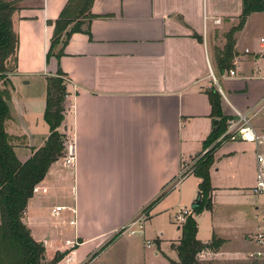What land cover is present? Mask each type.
I'll return each mask as SVG.
<instances>
[{"label": "crops", "instance_id": "crops-1", "mask_svg": "<svg viewBox=\"0 0 264 264\" xmlns=\"http://www.w3.org/2000/svg\"><path fill=\"white\" fill-rule=\"evenodd\" d=\"M5 1L18 7L14 15V28L20 36L18 72L8 76L12 86L8 87L10 119L6 132L19 161L30 160L50 136L44 117L47 78L61 70L69 92L63 130L68 139L66 147L73 146L75 164L65 165L67 149L65 157L58 159L38 183L46 192L34 194L23 218L32 238L45 247L44 264H95L110 250L111 258L103 263L136 261L141 257L137 239L124 242L127 233H122L108 244L109 237L128 223L140 221L144 208L174 183L144 221L139 236H145L146 223L154 220L163 201L177 192L181 195L183 183L189 179L195 180L197 188L184 199L193 202L192 206L196 202L201 179L193 174L194 169L181 174L184 165L210 150L204 143L215 132L206 94L215 84L210 68L218 81L225 79L220 86L227 117L234 113L231 107L253 113L262 107L264 79L250 74L263 72L264 52L248 46L239 48L244 31L259 13L251 15L244 31L236 34L237 76L227 79L218 71V51L225 48L226 34L240 20L242 0H94L91 11L96 17L90 25L91 37L73 34L64 55L52 56L49 61L54 34L49 22L61 16L69 0ZM0 88H7L2 80ZM258 121L262 125L264 119ZM255 130L262 134L261 129ZM238 142L242 141L217 145L212 183L222 161L246 154ZM250 165L251 173L241 187L252 192L257 184L256 147ZM232 189L237 188L213 186L212 198L221 200L220 196ZM57 207L63 208L57 211ZM227 207L244 228L239 247L228 249L232 240L218 230L217 217L213 219L212 238L200 239L196 217L201 242L211 243L214 237L223 241L218 250H205L200 258L216 253L217 263L229 258L238 264H264L248 259L250 252L259 249L255 235L264 227V205L253 207L254 218L246 225L241 207L232 203ZM184 211L190 212L179 208L174 215L177 223ZM233 222L223 225L232 229ZM182 226L177 228L175 248L182 239ZM160 242L158 237V245ZM146 247H153L150 240ZM57 254L64 258L54 262Z\"/></svg>", "mask_w": 264, "mask_h": 264}, {"label": "trees", "instance_id": "trees-1", "mask_svg": "<svg viewBox=\"0 0 264 264\" xmlns=\"http://www.w3.org/2000/svg\"><path fill=\"white\" fill-rule=\"evenodd\" d=\"M242 2L244 8L239 24L227 34L226 47L218 51V71L221 74L235 66L233 60L236 56L237 44L234 39L235 33L244 29L251 15L264 13V0H242ZM93 3L94 0H69L61 16L56 21L49 22V25L54 27V34L47 55L48 61L52 56L60 58L64 55V48L73 34L85 33L91 37L90 25L96 17L91 11ZM17 9L16 3L0 0V81L2 80L7 86V88H0V264H44L45 247L43 243H38L32 238L31 230L24 223L23 218L27 204L34 196L35 186L46 177L50 167L66 155L68 139L63 129L66 123L69 92L65 75L61 70L47 78V103L44 117L50 128V136L30 160L25 163L19 161L11 144V137L6 132V122L10 119V89L8 87L12 86L8 76L18 72L20 36L14 28V15ZM59 47H61L60 50H58ZM206 94L211 105V116L221 120L219 128L204 143L206 150L213 145L215 152L216 141L226 132L230 118L223 113V97L215 84L206 91ZM211 150L202 157L198 156L200 159L193 171V174L201 179L198 194L200 206L192 208L195 215L205 208L213 209L211 169L214 163V152L211 153ZM168 192L163 190L149 205V209L159 204ZM185 219L186 222L182 226V239L176 248L179 262L171 264H202L201 252L218 250L223 245V241L214 237L211 243L201 242L197 237V220L192 214ZM97 254L98 252L92 256L95 257ZM63 258V254H57L54 262Z\"/></svg>", "mask_w": 264, "mask_h": 264}, {"label": "rangeland", "instance_id": "rangeland-1", "mask_svg": "<svg viewBox=\"0 0 264 264\" xmlns=\"http://www.w3.org/2000/svg\"><path fill=\"white\" fill-rule=\"evenodd\" d=\"M238 24L239 22L236 25L238 26ZM248 25L249 26L247 27L245 31L243 29L242 31L237 32V33H240L244 31L243 36H242L243 38H241V42H240L241 46L239 48L244 50V47L248 46L250 47L252 51L262 50V52H264L263 48H261V42H260V39L262 38V36L264 37V13H259L258 15L253 17V19L250 21ZM237 33H235L234 35L235 40H236ZM233 60H234V65H235L237 62H239V56L238 55L235 56ZM250 75H252L253 77L259 80H263L264 70L260 74L259 72H257L255 74L253 73ZM223 81H225V79L219 78V83L222 87H223V83H222ZM227 97H229V95ZM260 103L262 104V107L258 109L260 111L256 112L257 115L255 117H253V115H250V118H251V124L253 125V127L255 129L257 128L261 129L262 134H264V122H261L262 125H260L258 121V120L264 119V96ZM231 109L233 113V110H235L236 108L231 107ZM237 111L242 112L244 114H246L247 112V110L245 112L240 111V110H237ZM229 118L230 119L227 122V128L229 126L231 119L235 118L234 113L232 116H229ZM227 128H226V131H227ZM221 136L217 140V145L223 144L229 141H239V140H232L230 137L231 135H229L223 140H220ZM238 143H240L239 147H241L242 150L246 152V154L240 155L239 157H235L234 159H231L230 161H222L219 164V167H220L219 171L217 173H214L213 175V183L211 182L212 187L213 186H232V187H236L237 189H232L230 192L224 193L222 196H220L222 198L221 200L216 199L215 196H213L212 200H213L214 210L212 209L213 210L212 211V210L205 208L203 209L201 213L195 215L193 214L192 209H191L193 202L189 204L185 199H189L191 195L195 193V189L197 188V183L195 182L194 179L187 180L185 183H183V186L181 188V195L179 194V192H177L169 196L167 200L163 201L164 203H162V205L158 209L157 215L154 217V220H152V222L146 223V230H145L146 232H145L144 237L146 238V241L150 240V242L153 244L152 248L148 249L146 247L145 239H144V242H145V246H144L143 244L144 237L139 236L138 234L130 235V233L127 232V234L123 236L124 238L123 240H125L124 242H126L127 240L132 242L133 239H137L136 243L138 245V251L141 255V257L136 259V261H128L127 264H171L172 262H176L179 259L178 254L176 253V248L174 247L173 244H177L178 242L179 233L177 232V228L179 227V225L181 224L183 225L186 222L185 221L184 223L182 222L177 223V221L174 219V215L177 213L179 208H187V210H190L193 218L195 219L198 218L199 227H200L198 236H200V239L210 240L212 238L211 234H212V228H213V219L217 217L218 218L217 222H219L218 230L220 231L222 235L232 240L231 244L227 246L228 249L232 250V249H237L239 247L238 239L241 236L240 232L244 228L242 224L240 225L237 224L236 219L232 217V214H234L233 210L231 212V209L228 208L227 205L232 203L234 206H239L242 208V210H244V217H246L244 221L246 225L247 223H251V221L254 218L252 215L253 207L259 204L264 205V197L255 195L249 190H245L244 188L241 187L245 185V182H243V180L246 179L248 175L251 173L250 163H251V160L253 159L255 147L251 143H247V144L242 143V142H238ZM211 149H213L212 146L210 147V150ZM212 152H214V149L213 151L211 150V153ZM202 156L203 155L199 157H202ZM199 157H196L194 160H192V162H189L188 164L184 165L183 174H181V177L185 176L186 174H188V172H190L191 169L195 168L196 163L200 159ZM174 186L175 185L168 186L166 188V191L172 189ZM198 192H199V189L196 190V195ZM149 208L150 206H147L146 208H144V210L141 212L139 216V219L142 220L143 223L146 219L150 218V215L152 214V211L155 208V206H153L151 209ZM231 222H233L232 229H227L229 228L228 225L227 226L223 225L225 223L230 224ZM120 232L121 234L124 233L122 228L115 235L109 237L108 241L110 239L111 240L109 241L108 244L114 241L116 239V236L118 237ZM158 237H159V240H161L160 245H158L159 244ZM111 252L113 251L110 250V252L108 251V253H106L105 255L104 254L100 255V257L97 258V263L95 264L113 263V262L103 263V262L108 261L111 258L110 256ZM154 252H156L158 255H155ZM218 258H219V255L215 253L212 255H205L203 256V258H200V259H204V262L202 264H238L234 260L231 261L229 258L220 259L217 263Z\"/></svg>", "mask_w": 264, "mask_h": 264}, {"label": "built area", "instance_id": "built-area-1", "mask_svg": "<svg viewBox=\"0 0 264 264\" xmlns=\"http://www.w3.org/2000/svg\"><path fill=\"white\" fill-rule=\"evenodd\" d=\"M260 42H261V48H263L264 50V38H262ZM245 52L250 53V49H246ZM210 76L211 78H213L215 85L218 88L220 94L223 95L219 81L215 77L211 68H210ZM236 76H237V71L234 68L228 70L224 74V77L227 79L234 78ZM234 113H235V118L231 119L227 131L221 136L220 140H223L229 135H231L230 137L232 140H239L246 143L251 142L255 144L256 164H257V177H256L257 184L252 189V192L256 195L264 194V134H259L258 131L255 130V128L251 124V118H250V115H253V117H255L257 113L246 112V114H244L237 110H234ZM67 149L69 154L65 157V165L73 166L76 160V155L75 152L73 151V146L69 145V147L67 146ZM40 191L46 192V189H42L39 186H35L34 194H38V192ZM62 208L63 207H57L56 210L60 211L62 210ZM188 215H190V212L184 211L179 215L177 219H179L182 223H184L186 221L185 218ZM71 222L72 224L75 223V221H71ZM133 225H137L138 228L133 229L132 228ZM122 230L124 231V233L128 232L132 235L142 234L144 231V223L142 222V220L134 221L132 223H128L126 226H123ZM255 241L259 249L250 252L248 259L249 261L251 260L252 262H257V263L263 262L264 261V227L257 232V235L255 236Z\"/></svg>", "mask_w": 264, "mask_h": 264}, {"label": "water", "instance_id": "water-1", "mask_svg": "<svg viewBox=\"0 0 264 264\" xmlns=\"http://www.w3.org/2000/svg\"><path fill=\"white\" fill-rule=\"evenodd\" d=\"M220 124H221V120L220 119H213L212 120V129L214 130H216V129H218L219 128V126H220ZM196 202L193 204V206H192V208H196V207H198V206H200V201H199V195L197 196V198H196V200H195Z\"/></svg>", "mask_w": 264, "mask_h": 264}]
</instances>
